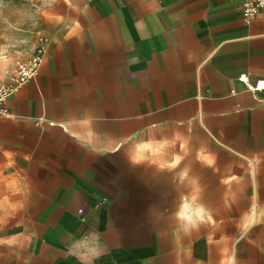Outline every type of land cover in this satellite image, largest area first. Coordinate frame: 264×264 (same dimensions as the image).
Listing matches in <instances>:
<instances>
[{
    "label": "crops",
    "instance_id": "0c3cea01",
    "mask_svg": "<svg viewBox=\"0 0 264 264\" xmlns=\"http://www.w3.org/2000/svg\"><path fill=\"white\" fill-rule=\"evenodd\" d=\"M58 1L43 62L0 117V208L37 220L20 263L81 264L99 240L93 264H264V89L248 87L264 79V11L246 23L239 0ZM190 129L234 160L209 168L234 207L251 194L233 233L157 226L174 218V176L189 192Z\"/></svg>",
    "mask_w": 264,
    "mask_h": 264
},
{
    "label": "rangeland",
    "instance_id": "374dc122",
    "mask_svg": "<svg viewBox=\"0 0 264 264\" xmlns=\"http://www.w3.org/2000/svg\"><path fill=\"white\" fill-rule=\"evenodd\" d=\"M58 0H0V77H5L15 60L28 57L35 44L36 37L46 34L53 25L52 13L58 6ZM177 132L169 131L170 144H164L171 150L173 158L180 153L175 138ZM189 136L194 144L189 145V192L181 194L179 177H173V183L167 184L166 196L172 201L173 220H158V228L173 229L181 239L196 235L213 236L220 232L233 233L235 223L226 220H239L246 210V200L251 194L237 193L236 208L230 200L228 187L215 183L216 177L210 171V165L227 167L233 159L219 151L202 132L190 129ZM197 142L205 146V164L202 177H197L201 170L196 160ZM160 151V150H159ZM175 161L172 162L174 164ZM179 169V165H178ZM204 181V184L202 183ZM198 182L201 185L198 186ZM248 197V198H247ZM252 212V210H249ZM236 217V218H235ZM37 220L21 217L20 210L0 208V264H21L30 238L36 232Z\"/></svg>",
    "mask_w": 264,
    "mask_h": 264
},
{
    "label": "built area",
    "instance_id": "2783aa9c",
    "mask_svg": "<svg viewBox=\"0 0 264 264\" xmlns=\"http://www.w3.org/2000/svg\"><path fill=\"white\" fill-rule=\"evenodd\" d=\"M242 19L249 23L254 17L264 11V0H239ZM48 38L44 34L36 37L31 54L20 60H16L7 71L5 77H0V117H7L9 110L7 101L22 85L32 81L47 52ZM239 80L246 83L245 74L239 76ZM250 90L264 89V79L256 80L248 85Z\"/></svg>",
    "mask_w": 264,
    "mask_h": 264
},
{
    "label": "clouds",
    "instance_id": "9594fccd",
    "mask_svg": "<svg viewBox=\"0 0 264 264\" xmlns=\"http://www.w3.org/2000/svg\"><path fill=\"white\" fill-rule=\"evenodd\" d=\"M102 245L99 240H95L88 247H82L80 254L77 259L81 260V264H93L95 258H98L100 251L102 250Z\"/></svg>",
    "mask_w": 264,
    "mask_h": 264
}]
</instances>
